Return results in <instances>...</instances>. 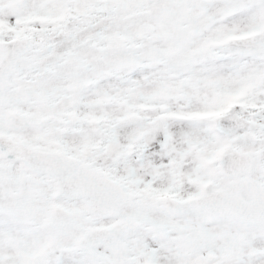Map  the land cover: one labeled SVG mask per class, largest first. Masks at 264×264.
Masks as SVG:
<instances>
[{
	"label": "snow or ice",
	"instance_id": "snow-or-ice-1",
	"mask_svg": "<svg viewBox=\"0 0 264 264\" xmlns=\"http://www.w3.org/2000/svg\"><path fill=\"white\" fill-rule=\"evenodd\" d=\"M0 264H264V0H0Z\"/></svg>",
	"mask_w": 264,
	"mask_h": 264
}]
</instances>
